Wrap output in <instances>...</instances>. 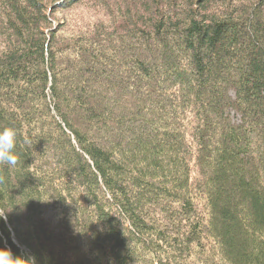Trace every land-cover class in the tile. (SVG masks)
<instances>
[{
	"label": "trees",
	"instance_id": "trees-1",
	"mask_svg": "<svg viewBox=\"0 0 264 264\" xmlns=\"http://www.w3.org/2000/svg\"><path fill=\"white\" fill-rule=\"evenodd\" d=\"M81 1L0 0V249L264 264V0Z\"/></svg>",
	"mask_w": 264,
	"mask_h": 264
},
{
	"label": "clouds",
	"instance_id": "clouds-1",
	"mask_svg": "<svg viewBox=\"0 0 264 264\" xmlns=\"http://www.w3.org/2000/svg\"><path fill=\"white\" fill-rule=\"evenodd\" d=\"M16 140L17 132L13 128L0 131V166L15 167L19 163L18 156L14 152ZM3 182L4 177L0 174V183ZM0 216H4V213ZM0 264H21V258L14 257L10 249H0Z\"/></svg>",
	"mask_w": 264,
	"mask_h": 264
},
{
	"label": "rangeland",
	"instance_id": "rangeland-1",
	"mask_svg": "<svg viewBox=\"0 0 264 264\" xmlns=\"http://www.w3.org/2000/svg\"><path fill=\"white\" fill-rule=\"evenodd\" d=\"M90 1H92V0H82L81 3L83 2V4L85 5V7H87V6L90 5L89 3H91ZM85 7H84V8H85ZM85 11H86V10H82L81 15L84 16L85 21H86L87 17H89L91 14L86 13ZM57 17H58V16H57ZM78 18H80V17H78V16L75 17V19H78ZM81 21H82V20H81ZM79 23H80V22H79Z\"/></svg>",
	"mask_w": 264,
	"mask_h": 264
}]
</instances>
